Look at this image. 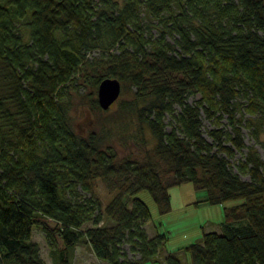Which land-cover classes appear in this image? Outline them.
Segmentation results:
<instances>
[{"label":"trees","instance_id":"1","mask_svg":"<svg viewBox=\"0 0 264 264\" xmlns=\"http://www.w3.org/2000/svg\"><path fill=\"white\" fill-rule=\"evenodd\" d=\"M106 77L136 88L129 107L138 105L165 168L152 155L120 159L99 132L75 130L68 89ZM202 111L228 120L209 131L212 142ZM243 125L264 145V0L0 1V264H48L35 228L52 264H75L79 244L105 264L156 260L166 235H148L152 214L135 195L149 191L167 213L169 187L188 182L210 204L241 202L223 208L220 232L185 247L190 263L170 254L160 264H264V158L246 146ZM236 152L248 179L232 169ZM96 180L113 192L106 204Z\"/></svg>","mask_w":264,"mask_h":264},{"label":"rangeland","instance_id":"2","mask_svg":"<svg viewBox=\"0 0 264 264\" xmlns=\"http://www.w3.org/2000/svg\"><path fill=\"white\" fill-rule=\"evenodd\" d=\"M2 1V0H0ZM5 1V0H3ZM26 38H28V29L22 27ZM156 29L153 32L157 34ZM92 56L98 55L99 51H93ZM71 86L67 91V98L70 106V115L75 130L87 135L91 131H97L104 136V145H110L117 150L119 158L132 157L139 160H146L149 155L155 162L159 163L162 168H165L163 162H159L157 158L153 157V146L155 145V138L148 128L147 124L141 120L137 108H130L129 104L135 98L136 88L129 83L122 84V92L118 100L107 110L98 109L93 104V98H98V88L87 84L84 87ZM200 94L190 95L187 97L189 103L195 104L200 99ZM244 102V99H239ZM141 103V104H140ZM142 105L143 102H140ZM174 113L181 111L179 104H174ZM236 116H240L236 113ZM247 116V114L245 115ZM202 126L203 135L212 142V137L209 131L216 127H222L228 130L227 117L218 122L207 117L206 113L202 111ZM166 129L170 131L175 125V121L170 113L165 116ZM245 123V120L243 121ZM243 138L246 146H253L261 158H264V145L262 142H257L249 133L245 125L242 126ZM260 139L264 140V132ZM244 152L247 151L245 147ZM243 155L236 152L233 158L229 159L234 172L239 173L242 179H248V176L240 173L236 164L238 160H242ZM95 189L97 196L106 204L113 196V192L108 188L102 180H96ZM83 195H89L84 190L80 189ZM171 195L172 209L167 213H162L157 202L154 200L152 194L147 190L139 191L135 196L142 199L150 208L152 217L146 224V230L150 237L157 233L166 235V240L159 249L156 260L147 261L145 264H160L170 254H177L184 263L191 262L190 254L185 250V247L193 242L199 241L205 232L221 231L220 223L223 221V208L237 205L241 200H232L223 204L213 205L205 201L208 193L206 190H198L191 182L182 185H171L169 187ZM92 223H85L90 226ZM33 239L39 242L41 247L42 257L48 264H52L50 255V247L45 238L44 233L35 228L33 232ZM80 248V249H79ZM82 247L78 246L75 250V257H78V252ZM124 251L128 258H139L138 253L130 250L128 244L124 245ZM77 260V259H76ZM88 262V261H87ZM91 261L87 264H94ZM75 264H80L75 261Z\"/></svg>","mask_w":264,"mask_h":264},{"label":"water","instance_id":"3","mask_svg":"<svg viewBox=\"0 0 264 264\" xmlns=\"http://www.w3.org/2000/svg\"><path fill=\"white\" fill-rule=\"evenodd\" d=\"M97 92L100 106L104 110H107L120 97L122 92V83L118 78L106 77L99 83Z\"/></svg>","mask_w":264,"mask_h":264},{"label":"crops","instance_id":"4","mask_svg":"<svg viewBox=\"0 0 264 264\" xmlns=\"http://www.w3.org/2000/svg\"><path fill=\"white\" fill-rule=\"evenodd\" d=\"M78 246H81L82 250H80V252H78V257L77 258L75 257V261L78 260L80 264H87V263H90L91 261L95 262L94 264H105L106 263V262L98 259L93 254V252L88 248V246L86 244H79V245H77V247Z\"/></svg>","mask_w":264,"mask_h":264}]
</instances>
